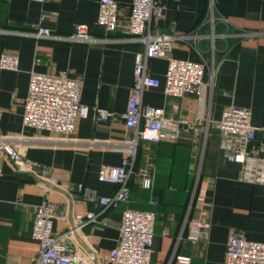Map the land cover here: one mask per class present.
Masks as SVG:
<instances>
[{
	"label": "crops",
	"instance_id": "0c3cea01",
	"mask_svg": "<svg viewBox=\"0 0 264 264\" xmlns=\"http://www.w3.org/2000/svg\"><path fill=\"white\" fill-rule=\"evenodd\" d=\"M117 1L118 21L125 24L131 0ZM158 1L164 9L152 19V30L174 35L172 56L204 61V71L195 91L173 98L163 91L167 60H148L160 85L146 87L142 101L163 107L180 128L173 141L151 142L116 115L126 107L134 57L144 45L120 28L104 32L97 23L99 0H0V55L18 57L15 69L0 68V135L31 163L19 169L0 148V264L34 263L39 245L31 237L33 206L45 198L62 210L53 217V233L84 253L88 264H100L116 246L126 208L155 214L150 264H227L225 245L232 231L264 241V182L241 177L242 164L224 157L215 126L225 107L248 108L258 127L248 146L264 145V0ZM78 24L106 40L32 34L45 25L52 34L66 35ZM32 71L80 79V100L115 115L101 119L90 111L69 134L24 125ZM123 157L129 159V199L103 207L77 192L82 183L98 195L114 193L117 184L100 180L98 173ZM43 167L47 173L37 170ZM144 176L151 178L149 187L142 185ZM88 211L98 220H89ZM204 221L205 233L195 226Z\"/></svg>",
	"mask_w": 264,
	"mask_h": 264
},
{
	"label": "built area",
	"instance_id": "2783aa9c",
	"mask_svg": "<svg viewBox=\"0 0 264 264\" xmlns=\"http://www.w3.org/2000/svg\"><path fill=\"white\" fill-rule=\"evenodd\" d=\"M163 9L164 5L158 0H131L128 20L125 24H120L119 2L99 0L97 15V23L104 32L120 28L129 35L131 40L144 45L143 52H137L134 57L132 84L126 107L116 115L127 127H134L140 139L151 142L173 141L180 136V128L179 120L173 116H167L163 107L142 101V93L146 87L160 85V79L148 71V60L153 57H163L167 60L163 91L173 98L195 91L201 83L204 71V61L172 56L174 35L152 30V19L160 17ZM213 18L211 4L210 20L213 21ZM32 34L72 42L95 43L106 40L104 37L93 35L81 24L76 25L75 29L66 35L52 34L49 27L45 25H40ZM194 38L195 45L196 36ZM198 54L202 57L201 49H198ZM17 64L18 57L15 53L3 52L0 55V68L15 69ZM80 93V79L71 78L64 73L32 71L24 99L23 124L37 129L69 134L74 130L77 119L86 117L90 111L101 119H108L115 115L105 108L83 103L80 100ZM178 107L177 102L172 103L173 109ZM183 122L187 123L189 128L195 127L193 122L186 120ZM215 126L221 135L224 157L242 164L241 177L250 181L264 182V145L248 146L255 139L258 128L251 122L250 110L235 105L227 106L223 109ZM0 148L17 168L31 166L28 159L2 135H0ZM128 164L129 159L123 157L118 165L104 164L100 167L99 179L118 186L111 195H98L94 189L82 183L77 185V192L84 197L97 200L103 207L117 205L118 202L129 199ZM37 170L43 174L48 172L45 167L37 168ZM142 185L149 187L151 178L144 176ZM56 214H62V210L49 198L33 206L31 237L39 245L33 264H88V258L84 253L76 247H69L62 243L60 240L62 235L53 233L52 223ZM86 217L89 220L97 219L93 211H88ZM99 220L106 223L105 218H99ZM154 222L155 214L152 211L124 209L121 213L117 244L110 251L109 256L100 261V264H150ZM195 226L205 233L208 223L196 222ZM224 257L227 264H264V241L250 239L232 231L226 241Z\"/></svg>",
	"mask_w": 264,
	"mask_h": 264
}]
</instances>
